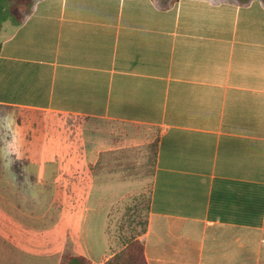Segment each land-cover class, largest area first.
<instances>
[{
	"label": "crops",
	"instance_id": "crops-1",
	"mask_svg": "<svg viewBox=\"0 0 264 264\" xmlns=\"http://www.w3.org/2000/svg\"><path fill=\"white\" fill-rule=\"evenodd\" d=\"M0 106L115 125L96 137L91 167L112 145L132 148L145 131L157 135L142 241L149 264H236L250 252L238 233L264 240L263 0H173L168 8L155 0H35L19 26H0ZM23 159L29 163L14 167L32 186L20 185L12 167V195L35 201L30 193L44 175H61L58 158ZM121 189L100 180L87 193L77 256L91 264L116 251L108 207ZM58 211L16 200L4 214V246L21 236L38 242L44 218L53 222Z\"/></svg>",
	"mask_w": 264,
	"mask_h": 264
},
{
	"label": "rangeland",
	"instance_id": "rangeland-1",
	"mask_svg": "<svg viewBox=\"0 0 264 264\" xmlns=\"http://www.w3.org/2000/svg\"><path fill=\"white\" fill-rule=\"evenodd\" d=\"M11 1L27 3L31 0ZM3 112L14 113L22 129V153H31L34 158L44 157L47 153L53 152L54 158H58L57 166L61 175L53 177L44 175L45 181L35 186L37 198L35 201L27 202L12 195L15 192V182L12 180V173L4 169L7 175H0L3 176L0 184L4 186L0 190V264H60L65 254L82 255L83 244L79 233L82 231L80 226L84 202L91 184L98 187L100 180L108 185L118 184L122 187L119 193L121 197L117 198L116 203L110 201L108 207L110 210L107 231L110 247L118 251L134 237L143 241L147 230L152 179L156 167L158 142L156 134H151L148 138L145 131L134 141V145L138 146L132 148L117 149L112 145L114 149L110 150L112 147H108L109 151H103L101 160L91 167L85 162L91 148L97 146L96 150L100 149L96 137H106L107 130L117 129L115 125L81 117L58 116L23 109L2 108L0 113ZM118 130L121 131V128ZM25 162L29 163V160L22 159L15 163ZM33 166L34 164L29 171L34 169ZM74 170L76 175H71ZM6 184L10 186L7 190ZM16 200L22 204H51L58 207L59 211L54 212L53 222L44 218L43 237L38 236L36 238L38 242L23 244L21 236L17 242L7 247L2 240L5 238L3 219L6 210L14 205ZM73 208L76 209L74 215L69 212ZM44 214L46 215V212ZM239 238L245 240V248L250 252L249 255L246 253L238 259L236 264H264V240L254 232L238 233L236 239ZM105 246L109 248L108 244ZM105 246L99 249V256L105 254ZM240 250L242 246L239 244L236 252L239 253Z\"/></svg>",
	"mask_w": 264,
	"mask_h": 264
},
{
	"label": "trees",
	"instance_id": "trees-1",
	"mask_svg": "<svg viewBox=\"0 0 264 264\" xmlns=\"http://www.w3.org/2000/svg\"><path fill=\"white\" fill-rule=\"evenodd\" d=\"M162 8H168L173 4V0H155ZM264 1V0H263ZM249 0H239V3L246 4ZM34 1L12 2L11 0H0V26L5 22H10L14 26H19L24 19L31 13ZM2 107L0 106V110ZM19 181H23L25 175L20 166H15ZM147 227V226H146ZM61 264H91L84 256H72L65 254ZM102 264H149L147 261L143 242L134 237L125 246L113 253V255Z\"/></svg>",
	"mask_w": 264,
	"mask_h": 264
},
{
	"label": "clouds",
	"instance_id": "clouds-1",
	"mask_svg": "<svg viewBox=\"0 0 264 264\" xmlns=\"http://www.w3.org/2000/svg\"><path fill=\"white\" fill-rule=\"evenodd\" d=\"M23 134L20 125L17 123L15 114L12 112L0 113V164L6 171L12 172L11 167L16 161L23 159ZM26 172V168L23 169ZM12 180L17 182L16 175L12 172ZM23 186L31 187L32 183L26 175ZM35 197L36 193H30Z\"/></svg>",
	"mask_w": 264,
	"mask_h": 264
}]
</instances>
